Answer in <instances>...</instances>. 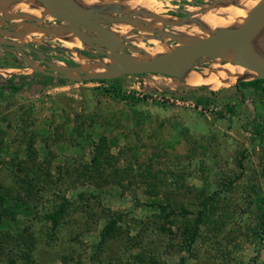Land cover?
Returning a JSON list of instances; mask_svg holds the SVG:
<instances>
[{"label": "rangeland", "instance_id": "obj_1", "mask_svg": "<svg viewBox=\"0 0 264 264\" xmlns=\"http://www.w3.org/2000/svg\"><path fill=\"white\" fill-rule=\"evenodd\" d=\"M148 1L102 0V13L121 18L103 25L125 30L113 36L126 52L155 57L154 39L177 44L167 33L210 34L193 13L214 1L205 12L235 21L256 0ZM14 2L0 4V42L26 45L29 63L0 47V66L14 69L0 73V264H264V135L253 133L264 128V93L154 73L67 78L46 62L107 65L106 48L57 36L71 26ZM251 42L264 51V36ZM38 72L52 78L41 84ZM59 205L53 225L46 215Z\"/></svg>", "mask_w": 264, "mask_h": 264}, {"label": "water", "instance_id": "obj_2", "mask_svg": "<svg viewBox=\"0 0 264 264\" xmlns=\"http://www.w3.org/2000/svg\"><path fill=\"white\" fill-rule=\"evenodd\" d=\"M14 2L16 0H5V2ZM49 10L43 16L51 15L57 20L70 25L73 28L74 34L89 45L95 43L102 44L108 53L110 62L104 65L106 69H110L113 63L119 62L123 64V68L117 69L111 73L109 72H88L84 69H79L74 66H57L54 63L46 62L50 68L62 73L70 79H101V78H115L127 73H154L173 77H182L181 70L188 69V67L195 61L202 58H221L229 60L230 63L246 67L255 71L258 75L255 78L264 79V60H256V52L250 45L251 35L260 28L264 23V0H258L248 10L247 15L243 21L234 27L211 29V33L205 37L182 40L177 33H166L177 41L174 48L165 54L157 55L153 59H139L126 52L110 32L109 28L103 25L110 22L120 21L121 18L107 17V14L99 12L97 9L85 8L77 10L70 0H37ZM231 0L225 1V5L229 4ZM2 2V3H1ZM213 2V1H212ZM0 4L4 2L0 0ZM218 3L214 1L213 5H209L207 9L215 7ZM205 9V10H207ZM180 11L188 13L186 9L180 8ZM204 10V11H205ZM197 13H200L197 11ZM195 14V13H193ZM187 21L191 19L182 18ZM3 30L0 31V33ZM84 32H88L87 36ZM93 35V37H91ZM2 42H0V45ZM11 48L15 49L21 54V57L27 61V55L21 49L23 43L7 42ZM228 56L230 58H228ZM33 70H41L33 67ZM77 70V74L72 71ZM239 80H251L237 78L234 85Z\"/></svg>", "mask_w": 264, "mask_h": 264}, {"label": "bare ground", "instance_id": "obj_3", "mask_svg": "<svg viewBox=\"0 0 264 264\" xmlns=\"http://www.w3.org/2000/svg\"><path fill=\"white\" fill-rule=\"evenodd\" d=\"M1 1H3L5 3V0H1ZM70 1L76 7V9L79 11L82 9H85V8H92L93 7L94 9H97L99 12L102 13L104 10H110V8H111V5H109V4L105 5L103 2H101L102 0L101 1L100 0H70ZM256 1H258V0H256ZM256 1H255V3H256ZM149 2L150 1H148V3ZM230 2H233L236 4H243V0H231ZM139 4H141V3H139ZM14 5L17 8H19L20 10H22V12H24L23 15H29V16H42L43 14H46V12H48L47 10H49L47 7H45L43 4H41L37 0H16L14 2ZM141 5H143V3ZM195 9H198V8L191 7L189 10L195 11ZM216 9H218L219 11H223V9L221 10V7H217ZM248 10H246L245 13L243 15H241L240 17H238L235 21H232L234 19L233 17L225 19L221 14H217V13L214 14V13L205 12V11L200 12V13H195V14H193V16H195L202 23H204L205 26H207L209 29L229 28V27H234V26L239 25L243 21L245 16L247 15ZM174 20H175V18H174ZM114 24L121 25L124 28L130 27L129 25H126L124 23H113L112 25H114ZM191 26H193V25H191ZM172 27H173L172 29H174L173 30L174 32L178 31V25H174V26L172 25ZM56 28L57 29L54 30V33H56L57 36H63L66 39H68L69 41H75L76 40L77 37H75L73 35V31H74L73 28H70L67 26L64 29L60 28L58 26ZM114 28H116V29H114ZM114 28H109V32L112 35H116V33L119 32L118 30H121V29H118L117 26H115ZM124 31L121 30V33H123ZM259 31H261V32H260V34L257 35L256 32H259ZM256 32H254V34L251 35V40L252 39H261L264 36V23L260 26L259 30L257 29ZM84 33L89 36L88 32H84ZM195 33L202 34L204 36V33H202L199 30L197 32L192 33V34H195ZM66 34L69 35V37H67ZM13 35H15V34H13ZM84 43L85 42L82 41V43H79V45H83ZM153 44H154L153 48L155 49L156 54H158V55L168 53L174 48L173 45H168L159 39H154ZM70 45H72V44H70ZM176 45H179V43ZM250 45L252 46L253 49H255V47L258 46V42H251ZM152 51H153V49H151V51H149V53H151ZM255 52H256L255 53L256 54V60H259V61L264 60V55L262 54V52H264L263 49H257L256 48ZM130 55L133 57H136V58L143 57L140 59H153V55H151V54L141 56V55H138L136 53H131ZM228 58H230V57L228 56ZM76 59L80 64H83V66H82L83 69H85L88 72H92V73H96V72H109V73H111L113 71H116L117 69L124 67L123 64L117 62L118 64L117 63L112 64L110 69H106L107 66L104 67V64H102L101 62L99 64L94 65L92 63H86L85 61H83L82 58H76ZM101 68H103V69H101ZM13 70L14 69L0 66V73H2L4 75L10 73ZM191 71H192V69H191ZM181 75L184 78V80L190 85L198 86V87L204 86V87H207L210 89H219L221 87H225V86L230 85L232 82L234 83V81L237 78L252 79V78L256 77L258 74L255 71H252L246 67L226 62L223 64L214 63V65H212V67L205 68L203 72H199V71L198 72H195V71L190 72L188 69L185 68V69L181 70Z\"/></svg>", "mask_w": 264, "mask_h": 264}, {"label": "trees", "instance_id": "obj_4", "mask_svg": "<svg viewBox=\"0 0 264 264\" xmlns=\"http://www.w3.org/2000/svg\"><path fill=\"white\" fill-rule=\"evenodd\" d=\"M51 78L52 77L49 75L41 74V78H40V80L42 81L41 84L48 83L49 79H51ZM7 83H8V89L11 91H14L18 88L17 85L14 84L13 77H9L7 79ZM234 86L237 87L238 89L239 88L240 89L252 88L256 92L264 93V79L263 78H255V79H251V80H239L236 83V85H234ZM237 92H239V91H237ZM253 133L255 135H264V128L263 127L262 128L254 127ZM21 182L23 184H25V186H26V188H28L29 192L32 190L33 187L34 188L36 187V185H34V186L30 185V187H29L30 180L28 178L22 177ZM261 201L264 202V198H262ZM61 210H62V207H61V205H59L58 208L53 213H49L46 215V217L51 221V223L53 225H55L58 222L59 216L61 214ZM260 224H261V229L264 230V212L262 213V220H261Z\"/></svg>", "mask_w": 264, "mask_h": 264}, {"label": "flooded vegetation", "instance_id": "obj_5", "mask_svg": "<svg viewBox=\"0 0 264 264\" xmlns=\"http://www.w3.org/2000/svg\"><path fill=\"white\" fill-rule=\"evenodd\" d=\"M0 47L1 48H4V49H7V50H13V48H11V45L10 44H7V43H2L1 45H0ZM21 49L25 52V50L27 49L26 48V45H23V46H21ZM15 50V49H14ZM37 50L38 49H34V48H31L30 49V51H31V53H37ZM16 51V50H15ZM26 54V53H25ZM39 74H41V72H38ZM43 74V73H42ZM45 75V74H44ZM50 76V75H49ZM52 77V76H51ZM237 90H238V88L237 87H235Z\"/></svg>", "mask_w": 264, "mask_h": 264}]
</instances>
